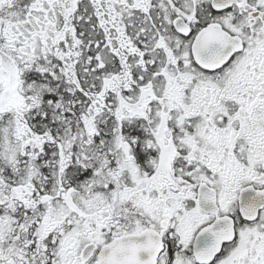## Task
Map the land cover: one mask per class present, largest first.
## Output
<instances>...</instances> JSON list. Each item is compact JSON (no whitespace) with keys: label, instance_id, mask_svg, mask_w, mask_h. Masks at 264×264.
<instances>
[{"label":"snow or ice","instance_id":"1","mask_svg":"<svg viewBox=\"0 0 264 264\" xmlns=\"http://www.w3.org/2000/svg\"><path fill=\"white\" fill-rule=\"evenodd\" d=\"M0 264H264V0H0Z\"/></svg>","mask_w":264,"mask_h":264}]
</instances>
